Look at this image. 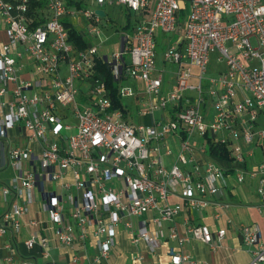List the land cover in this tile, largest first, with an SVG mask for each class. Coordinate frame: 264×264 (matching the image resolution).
Here are the masks:
<instances>
[{"label": "built area", "instance_id": "obj_1", "mask_svg": "<svg viewBox=\"0 0 264 264\" xmlns=\"http://www.w3.org/2000/svg\"><path fill=\"white\" fill-rule=\"evenodd\" d=\"M105 4L136 14L111 60L97 47L105 13L82 6ZM81 19L87 25L79 29ZM72 28L97 44L76 49ZM179 31L162 52L173 66L166 82L156 66L159 33ZM127 80L142 91L122 85ZM125 98L134 101L136 122ZM208 144L226 146L231 165L211 158ZM9 168L13 176L0 179V253L7 252L0 264H32L16 240L35 194L34 218L25 224L33 232L22 244L38 248L45 264H66L53 260L58 248L79 250L72 263L116 264L119 230L142 249L133 264L170 243L177 247L167 249L166 264H203L182 247L196 241L215 251L226 229L184 218L181 231L182 213H227L229 180L239 186L248 178L256 181L254 208L264 214V0H0V173ZM238 231L256 247L248 264H264L260 226Z\"/></svg>", "mask_w": 264, "mask_h": 264}, {"label": "crops", "instance_id": "obj_2", "mask_svg": "<svg viewBox=\"0 0 264 264\" xmlns=\"http://www.w3.org/2000/svg\"><path fill=\"white\" fill-rule=\"evenodd\" d=\"M261 157L258 156L257 160H260ZM231 184L230 190H227L222 200L228 202L230 207L227 213H223L222 210L214 209L210 207L203 211L200 215L192 213L191 215L182 213L179 218L176 219V225L179 229L183 230V220L188 218L189 223L196 225L198 223L207 224L212 231H215L218 228H225L226 235L222 240L221 248L212 251L208 246L203 245L196 241H191L189 244H186L182 247V251L186 253L192 261L196 263L203 264H248L250 257L244 255V253L239 248V243L236 240V237L232 236L233 227L238 231L240 225L245 224L244 216L250 210L251 213L256 215H262L256 212L254 206L257 204L258 199L255 194L256 181L246 178L245 182L242 185L236 186L233 180H229ZM219 214L220 218L218 220L214 219V215ZM230 220V224H226V220ZM26 220L23 218V225L20 229V232L17 236L16 247L18 249L19 256L24 257L29 260L32 264H45V261L40 257L39 249L33 248L30 251H27L22 242L29 238L33 229L26 227ZM256 223V222H255ZM253 224V223H249ZM247 224V225H249ZM258 224V223H256ZM259 225V224H258ZM260 226V225H259ZM30 229V232H29ZM261 229V228H260ZM235 232V230H234ZM9 241V237H5L3 242ZM170 243L167 245H162L155 255H144L143 260L137 264H166L168 261V256L166 254L167 249L176 248L177 246ZM262 245V244H261ZM77 248V247H76ZM139 248H135L129 244L127 237L122 230H119L117 234V252L114 257V262L116 264H133L131 262V257L139 252ZM78 254L79 250H71L68 248H58L53 250L52 258L57 263H66V264H85V261H80L78 263H72L71 257L73 253ZM86 252L89 255V258L94 256L96 249L89 241L86 242ZM1 256L7 255L6 251H2ZM81 254V253H80ZM91 259V258H90ZM104 264V263H100Z\"/></svg>", "mask_w": 264, "mask_h": 264}, {"label": "rangeland", "instance_id": "obj_3", "mask_svg": "<svg viewBox=\"0 0 264 264\" xmlns=\"http://www.w3.org/2000/svg\"><path fill=\"white\" fill-rule=\"evenodd\" d=\"M85 8H89L92 11H95L97 8H100L102 11L105 13V17L102 18L101 24L104 26V30L102 31L101 35V45H97L99 54L101 56H106L108 60H111V55L115 52H118L120 50V39H121V34L128 32V30L132 27L133 22L135 20L134 16L136 15L135 13L131 12L129 9H126L120 5H103L101 7H98L97 5H82ZM183 16L181 17L180 21L182 22ZM74 24L77 28L82 29L87 25V22L84 21L83 19L79 21H74ZM181 36V31L178 33H168V34H161L159 33V47L157 49V57H156V66L157 68H163L165 71V81L168 82V80L171 78V71L173 69V66L170 64H165L162 62V52L167 45H174L177 41V39ZM163 41H166L165 45L163 46ZM93 44H97L95 41L91 40ZM124 58H128L127 54H124ZM215 55L212 56V63L215 61ZM122 85H128L131 86L137 91L141 92L142 91V84L140 82H132L130 80L123 81ZM165 91H168L169 86L166 84L165 85ZM80 98L77 97V102L79 104H83V100H79ZM122 103L124 106L128 107L131 113V118L134 122L137 121V108L134 107V101L129 98L122 99ZM158 114L155 115V117L158 118ZM73 119V114L69 113V121H72ZM71 125L72 122H71ZM74 133V130L72 129L71 131L67 132V135H71ZM178 150V145H174L172 148L173 154L175 155ZM13 176V172L9 168L8 170L4 171L3 173H0V179L7 181ZM47 189H53L52 187H48ZM34 201L28 205L29 208V215H26L24 219L28 221L29 219H33V212L35 211L37 204L36 202L38 201V195L35 194L34 196ZM245 224L247 225L249 223H258L261 228V244L264 246V214L262 215H256L254 213H251L249 210L248 213L244 216ZM241 226V225H240ZM169 225L164 224L163 229L166 233L168 234ZM28 228H30L28 226ZM234 230L232 231V236L236 237L237 242L239 243V248L240 250L244 253L246 256H250L248 252L256 250V247H248L244 243H242L241 237L239 235V232L233 227ZM30 232V229H29ZM117 239V238H116ZM174 244V243H172ZM175 245V244H174ZM172 245V246H174Z\"/></svg>", "mask_w": 264, "mask_h": 264}, {"label": "trees", "instance_id": "obj_4", "mask_svg": "<svg viewBox=\"0 0 264 264\" xmlns=\"http://www.w3.org/2000/svg\"><path fill=\"white\" fill-rule=\"evenodd\" d=\"M69 27V25H67ZM70 40L74 47L78 50L85 49L91 46V42L82 37V35L75 29H70L69 31ZM97 73L101 80L106 81L108 87L111 89V97H113L114 107H119L120 104L115 100V86L113 85L111 78L109 76L108 68L102 61L97 62ZM207 154L213 158L215 161L219 162L224 166H230L232 159L230 158V153L226 146H214L208 144Z\"/></svg>", "mask_w": 264, "mask_h": 264}, {"label": "water", "instance_id": "obj_5", "mask_svg": "<svg viewBox=\"0 0 264 264\" xmlns=\"http://www.w3.org/2000/svg\"><path fill=\"white\" fill-rule=\"evenodd\" d=\"M95 14L98 15L99 17H104V12L102 10H96ZM104 60H106L105 57H104Z\"/></svg>", "mask_w": 264, "mask_h": 264}]
</instances>
